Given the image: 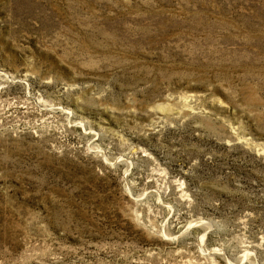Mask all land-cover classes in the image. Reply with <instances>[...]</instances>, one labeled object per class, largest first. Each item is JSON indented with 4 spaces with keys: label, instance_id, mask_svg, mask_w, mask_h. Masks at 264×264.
Listing matches in <instances>:
<instances>
[{
    "label": "rangeland",
    "instance_id": "1",
    "mask_svg": "<svg viewBox=\"0 0 264 264\" xmlns=\"http://www.w3.org/2000/svg\"><path fill=\"white\" fill-rule=\"evenodd\" d=\"M0 264H264V0H0Z\"/></svg>",
    "mask_w": 264,
    "mask_h": 264
}]
</instances>
